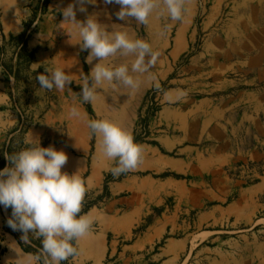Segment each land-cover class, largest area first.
Masks as SVG:
<instances>
[{
    "label": "crops",
    "instance_id": "1",
    "mask_svg": "<svg viewBox=\"0 0 264 264\" xmlns=\"http://www.w3.org/2000/svg\"><path fill=\"white\" fill-rule=\"evenodd\" d=\"M74 3L75 0H50L49 13L30 30L25 51L34 53L28 74L42 71L48 75L45 70L61 67L74 80L68 88L81 89L78 84L81 75L89 74L99 60L89 64V51L75 44V39L70 41L66 34L61 10ZM27 5V0H0V31L4 39L26 32L25 25L31 19ZM84 7L86 11L80 12L76 5L78 21L95 16L109 32L126 31L131 37L148 42L153 51L159 45L160 55L150 72L132 73L139 81L137 89H98L100 95L94 105L103 100L105 107H111L112 92L119 105L105 120L133 135L145 93L164 83L169 88L156 100L160 108L147 127V137L153 144H139L142 147L139 166L129 171L127 178L108 183L109 197L82 214L90 216L94 223L85 236L75 241L78 254L65 264H139L140 258L145 257L143 252L148 255V262L178 264L175 258L180 259L188 251L205 253L206 249L189 247L194 235L219 233L203 230L219 228L225 222L229 223L228 233L239 241L244 239L237 229L252 224L259 214L264 216V181L241 187L229 178L226 170L235 163L264 161V59L252 60L254 68L251 58L236 63L232 70L238 69V73L230 78L227 77L229 67L218 61L211 63L201 82H197L193 68L171 78L172 55L178 57L182 51L172 47V38L166 35V12L161 15L157 9L147 25H139L133 18L119 20L115 13L120 6L105 4L104 0ZM177 44L183 42L179 40ZM5 58L9 60L8 53ZM132 59L117 56L105 63H128L130 67ZM241 71L243 74L239 75ZM16 88V79L5 77L0 66V153L16 134L17 116L10 108L11 93ZM66 91H56L57 106L49 109L38 125L30 127L21 142L28 147L33 136L39 139L41 147L46 144L64 151L68 160L62 172L78 173L86 188L84 202L90 195L103 192L105 176L115 163L103 157L97 145L98 137L92 149V136L82 112L83 119L68 118V112L64 111L73 103V96L68 94L60 99ZM125 92L133 93L132 100L124 99ZM64 121L66 130L61 132L59 127ZM146 173H170L188 180L170 176L153 179ZM170 200L171 208H168L165 204ZM155 210L160 212L155 214ZM192 213L195 219L191 223L187 217ZM180 216L183 220L177 224ZM6 219L8 212L0 206V226ZM161 240L163 245L149 253ZM13 243L20 247L11 233H0V248L4 251L0 264H16L6 260L13 252L10 247ZM230 248L233 250L228 254L233 255V264H264V244ZM21 252L22 256L31 255Z\"/></svg>",
    "mask_w": 264,
    "mask_h": 264
},
{
    "label": "clouds",
    "instance_id": "2",
    "mask_svg": "<svg viewBox=\"0 0 264 264\" xmlns=\"http://www.w3.org/2000/svg\"><path fill=\"white\" fill-rule=\"evenodd\" d=\"M96 0H75L63 8V25L66 34L76 40L83 50H88L87 62L95 64L89 74L81 75L78 83L81 93L73 95V103L68 110V118L83 119L82 104L95 103L100 93L107 88L120 87L135 90L139 81L132 73H149L158 53L143 39L133 38L126 31H107L95 16L81 22L76 19V5L85 12L86 4ZM105 4H116L120 10L116 17L125 21L133 18L139 25H147L149 17L157 9L165 12L172 21H182L183 0H104ZM29 13L26 11V15ZM48 37V36H47ZM133 57L131 65L106 64L114 57ZM48 75L36 77L40 89L72 92L68 85L74 80L65 69L55 67L45 70ZM73 93V92H72ZM90 135L100 140V151L104 158L115 163L110 168L114 177L137 168L142 159V147L134 142L133 136L119 125L105 119L86 120ZM38 140V142H37ZM9 165L0 170V206L11 208V218L7 220L13 231L23 233L21 240L31 244V238L40 239L39 255H21L15 243L10 247L18 255L16 264H64L78 254L75 241L85 236L94 221L88 215H81L86 188L77 174L62 172L68 156L54 147H41L38 138H33L28 147L12 154H5ZM15 246V247H13Z\"/></svg>",
    "mask_w": 264,
    "mask_h": 264
},
{
    "label": "rangeland",
    "instance_id": "3",
    "mask_svg": "<svg viewBox=\"0 0 264 264\" xmlns=\"http://www.w3.org/2000/svg\"><path fill=\"white\" fill-rule=\"evenodd\" d=\"M183 7L184 14L182 21H172L168 18L167 14L165 17L167 37L170 36L172 38V47L177 46L180 48L179 51H182L178 57L172 55L173 71L170 74L171 78L177 77L184 69L193 68L195 69V72H192L193 75H196L198 78L197 82H201L203 80V73L211 68V63L213 61H218L221 64L227 65L229 67L227 77L230 78L238 73V69L235 71L232 70L236 67V63H244L245 59L249 58H251V61L257 60L258 62L264 59V0H183ZM26 25L25 28L27 30ZM25 34H27V31ZM179 40L182 41L183 44H177ZM8 45L9 47L3 51L4 56L0 59V66L1 69L4 67L10 73V75L7 76L2 70L5 77H14L17 81V88L11 93V100H15L19 111L24 116L25 123L23 128L19 131L18 123L20 117L11 103L10 108L17 116L16 134L9 140L5 149L2 150V153H0V164L3 162L5 165L7 164V166L9 165L5 156L7 151L10 150L11 153H13L25 148L21 142L23 135L30 127L38 125L49 109H54L55 106H57V97H59V94L55 90L48 91L40 89L36 77L40 74H47L42 71L34 75L28 74L27 68L30 63L28 64L25 61L21 52L16 51V42H8ZM154 51L157 53L159 52L158 44L155 45ZM167 52L168 49L166 54ZM7 53L9 54L8 61L5 60ZM159 55L158 53L157 58ZM250 63L252 64L251 67L254 68V62L252 61ZM240 68L244 69L242 66H240ZM12 73H14L13 76L11 75ZM242 74V71L239 72V75ZM168 88L169 86L166 85V83L152 88L145 93L143 102L152 91L158 92L157 100ZM70 90L73 93L66 91L63 97L60 95V99L67 97L68 94L73 96L74 93H81V89L77 86H72ZM124 95V99L132 100V92H125ZM142 104L138 111V117ZM118 106L119 105L116 104L115 92H112L111 107H105L103 100H101L98 105H94L93 103L82 104L80 106V111L85 115L87 120L105 119L111 115L110 112L117 111L116 108ZM159 108L160 105L157 106V111L149 120L147 127L156 117ZM68 110L69 109L66 107L64 112H68ZM65 123L64 121V124L59 127L61 132L66 130ZM133 134L138 135V130L136 129ZM147 136L141 139V143L153 144V142L149 141ZM97 140V145L99 146L100 140L99 138H97ZM94 143L95 136H92V149L94 148ZM43 147L46 148L47 145L43 144ZM226 173L230 179L239 182L241 187H247L264 181V161L235 163L226 170ZM110 174L111 172L105 176V179ZM129 174L128 172L121 180L127 178ZM146 174L153 179H164L165 177L162 176H170L175 180H188L187 177L170 173ZM175 176H180L182 178L177 179ZM114 182H117L116 178ZM102 194L103 192L97 196L90 195L91 198L82 203V209L90 202H94L95 206L101 205L103 199L99 201H96V199ZM165 205L171 208V200L167 201ZM159 212V210L154 211L155 214ZM194 219V213L187 217L188 222L191 223ZM182 220L183 218L180 216L177 224H180ZM6 221L7 219L2 222L0 233L9 230V233L17 235L21 240L23 233L20 231H13L9 226L5 225ZM228 226L229 223L225 222L219 228H207L203 230L205 232H219L216 234L194 235L189 247H199L200 250L201 248L206 249L205 253L201 251L199 253L197 250L188 251L181 256L180 259L176 257L175 261H177L178 264H229L231 261V264H233V255L230 257L228 254L229 251L233 250L230 247L263 246L264 216L262 214L257 215L252 224L237 229L239 230V235L245 236L241 241L235 238L233 234L228 233ZM193 232L194 230L190 233ZM172 237L175 238L177 236L172 235ZM33 238L38 239L35 236H33ZM21 242L23 243L22 240ZM163 243L164 241L161 240L149 250V253H151L152 250L155 252ZM236 252L238 253V250ZM143 255H145V257L140 258L139 264H157V262H148V255L146 256L145 252H143Z\"/></svg>",
    "mask_w": 264,
    "mask_h": 264
},
{
    "label": "built area",
    "instance_id": "4",
    "mask_svg": "<svg viewBox=\"0 0 264 264\" xmlns=\"http://www.w3.org/2000/svg\"><path fill=\"white\" fill-rule=\"evenodd\" d=\"M28 1V8L31 11V19L27 24V35L29 34L30 30L32 28H35L44 18L45 15H47L49 13L48 11V5L50 3V0H27ZM3 36L1 34L0 31V59L3 58L4 53L3 51H5V49L7 47H9L8 45V40L9 39H5V41L2 40ZM16 51L20 52L22 44L16 42ZM3 73L6 74L7 76L10 75V73L7 71L6 68L2 67ZM14 73H12L11 75L13 76ZM157 91H152L144 100L142 107L140 109L139 112V119H138V123H137V130H138V137L140 139H143L147 136V125L149 122V118L151 114H155V112L157 111ZM11 103L13 105V108L16 110V112L19 114V123H18V128L19 131L23 128L24 123H25V119L24 116L21 114V112L19 111V108L17 107L15 100L12 99ZM140 121H144L141 122ZM128 173V172H127ZM123 175H120L119 177H122ZM119 177H115L116 179H118ZM114 178V179H115Z\"/></svg>",
    "mask_w": 264,
    "mask_h": 264
},
{
    "label": "trees",
    "instance_id": "5",
    "mask_svg": "<svg viewBox=\"0 0 264 264\" xmlns=\"http://www.w3.org/2000/svg\"><path fill=\"white\" fill-rule=\"evenodd\" d=\"M27 27V25H26ZM26 33V32H25ZM23 34V35H20V36H16V37H10L9 38V43L11 42H18V43H21L22 44V47H21V50L20 52L23 54L24 56V59L25 61L29 64L31 63V61L33 60L34 58V53L33 52H30V53H27L25 51V47H26V41L29 37V35L27 34ZM3 41H5L4 37L2 38ZM154 116V114H151L150 115V118L151 119L152 117ZM141 122H144V121H140ZM133 138H134V142L137 143V144H140L142 142V140L136 135V134H133ZM7 154H12L10 150L7 151ZM8 164H9V161H8ZM4 166L5 164L2 162L0 164V170H3L4 169ZM128 173H124L122 174L123 176L122 177H119L117 179V182L119 180H121L122 178H124ZM162 177H166V176H162ZM114 176L112 174L108 175L105 179V183H104V187H103V194L101 196H99L96 201H99L101 199H104V198H107L109 197V194H108V183L110 182H114ZM175 178L177 179H180L182 177L180 176H175ZM93 206H95V203L94 202H90V203H87L83 209H81V215L86 213L89 209H91ZM7 212H8V216L9 218H11V208H8L6 209ZM5 225H7V221L5 222ZM6 232H9V230H7ZM14 238L15 240L17 241L18 245L20 246L21 250L26 253V254H31V255H39L40 254V251H41V242H40V239H34L33 237L31 238V244H24L21 242V240L19 239V237L17 235H14ZM74 246H75V243H74ZM4 253V251L0 248V256ZM69 259H72V258H69ZM41 264H43V258L41 260ZM65 264V262H64Z\"/></svg>",
    "mask_w": 264,
    "mask_h": 264
},
{
    "label": "bare ground",
    "instance_id": "6",
    "mask_svg": "<svg viewBox=\"0 0 264 264\" xmlns=\"http://www.w3.org/2000/svg\"><path fill=\"white\" fill-rule=\"evenodd\" d=\"M21 255H23L22 254V252H21ZM19 257H18V255H17V253L15 252V251H13L12 253H9L8 255H7V257H6V260H9V261H13V262H15V260H17ZM16 263V262H15Z\"/></svg>",
    "mask_w": 264,
    "mask_h": 264
}]
</instances>
